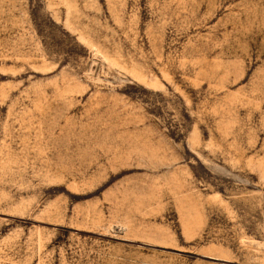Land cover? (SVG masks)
I'll return each instance as SVG.
<instances>
[{"label":"rangeland","instance_id":"1","mask_svg":"<svg viewBox=\"0 0 264 264\" xmlns=\"http://www.w3.org/2000/svg\"><path fill=\"white\" fill-rule=\"evenodd\" d=\"M0 264H264V0H0Z\"/></svg>","mask_w":264,"mask_h":264}]
</instances>
